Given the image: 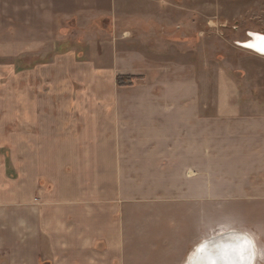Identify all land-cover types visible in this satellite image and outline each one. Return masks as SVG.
I'll return each instance as SVG.
<instances>
[{
    "label": "crops",
    "instance_id": "0c3cea01",
    "mask_svg": "<svg viewBox=\"0 0 264 264\" xmlns=\"http://www.w3.org/2000/svg\"><path fill=\"white\" fill-rule=\"evenodd\" d=\"M107 1L126 35L14 66L28 96L15 77L14 97L0 98V264H184L224 224L259 245L264 53L248 49L254 95L247 64L227 57L214 84L191 51V6Z\"/></svg>",
    "mask_w": 264,
    "mask_h": 264
},
{
    "label": "rangeland",
    "instance_id": "374dc122",
    "mask_svg": "<svg viewBox=\"0 0 264 264\" xmlns=\"http://www.w3.org/2000/svg\"><path fill=\"white\" fill-rule=\"evenodd\" d=\"M107 2L0 0V98L14 97L15 77H21L22 95L28 96L25 84L29 73H14V66H43L61 52L73 49L84 53L90 41H111L119 21L108 14ZM182 6L183 13L191 6L196 18V44L192 43L191 51L198 53L199 61L211 62L210 71L203 76L215 84L225 57L234 67L245 62L249 68L245 79L253 87L250 93H257V60L242 43L251 39L249 34H264V0H182ZM119 29L121 34H127L123 24ZM232 73L243 86V73L235 68ZM247 92L245 89V96ZM259 207L264 210V203ZM257 212V220L264 218L260 209ZM245 216L247 222L251 220L248 214ZM222 219L220 216L219 220ZM214 220L219 221L218 217ZM261 238L259 245L264 252V233Z\"/></svg>",
    "mask_w": 264,
    "mask_h": 264
},
{
    "label": "clouds",
    "instance_id": "9594fccd",
    "mask_svg": "<svg viewBox=\"0 0 264 264\" xmlns=\"http://www.w3.org/2000/svg\"><path fill=\"white\" fill-rule=\"evenodd\" d=\"M215 243H201L185 257L184 264H257L264 261L257 243V235L251 229L236 228L224 224Z\"/></svg>",
    "mask_w": 264,
    "mask_h": 264
},
{
    "label": "bare ground",
    "instance_id": "6f19581e",
    "mask_svg": "<svg viewBox=\"0 0 264 264\" xmlns=\"http://www.w3.org/2000/svg\"><path fill=\"white\" fill-rule=\"evenodd\" d=\"M259 36H263V35H260V34H252L250 40H248V41L242 43L243 46H244L245 48H247V49H250V50H253V51H255V52H258L257 50H255V49H253V48H249V47H247V46H245V45L248 44V43L257 42L256 39H257V37H259ZM259 53H260V52H259ZM219 239H220V236L217 235V236H214V237H212V238H209V239H207V240H205V241H203V242H201V243H210V244H211V243H215V242H217ZM201 243H199V244H201ZM192 251H193V250H192ZM190 253H191V252H190Z\"/></svg>",
    "mask_w": 264,
    "mask_h": 264
},
{
    "label": "snow or ice",
    "instance_id": "6c2138e0",
    "mask_svg": "<svg viewBox=\"0 0 264 264\" xmlns=\"http://www.w3.org/2000/svg\"><path fill=\"white\" fill-rule=\"evenodd\" d=\"M249 35L251 36L252 34ZM256 41L257 42L248 43L245 46L260 51L261 53H264V36L257 37Z\"/></svg>",
    "mask_w": 264,
    "mask_h": 264
},
{
    "label": "trees",
    "instance_id": "16d2710c",
    "mask_svg": "<svg viewBox=\"0 0 264 264\" xmlns=\"http://www.w3.org/2000/svg\"><path fill=\"white\" fill-rule=\"evenodd\" d=\"M118 85H129L132 83V78L131 77H117L116 80Z\"/></svg>",
    "mask_w": 264,
    "mask_h": 264
},
{
    "label": "water",
    "instance_id": "95a60500",
    "mask_svg": "<svg viewBox=\"0 0 264 264\" xmlns=\"http://www.w3.org/2000/svg\"><path fill=\"white\" fill-rule=\"evenodd\" d=\"M258 52H260V51H258ZM261 53V52H260Z\"/></svg>",
    "mask_w": 264,
    "mask_h": 264
}]
</instances>
